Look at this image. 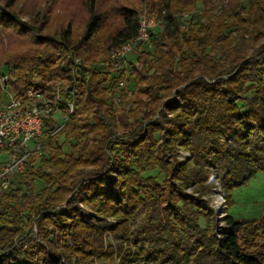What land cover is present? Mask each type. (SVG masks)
I'll list each match as a JSON object with an SVG mask.
<instances>
[{
    "label": "trees",
    "instance_id": "trees-1",
    "mask_svg": "<svg viewBox=\"0 0 264 264\" xmlns=\"http://www.w3.org/2000/svg\"><path fill=\"white\" fill-rule=\"evenodd\" d=\"M19 1L0 0V25L20 27L0 34V44L23 45L1 66L12 90L34 79L61 81L74 109L57 135L46 123L47 156L0 193V264H114L115 252L129 264H264V216L227 213L212 232L206 202L177 195L186 186L210 195L219 179L229 209L231 192L264 173V0L147 2L150 14L170 21L130 57L144 74L130 72L126 91L96 62L137 35L136 10H121L120 28L98 48L104 20L96 0H86L89 18L77 40L70 24L51 36L46 20L22 23ZM193 9L198 16L185 18ZM177 147L189 162L173 161ZM78 204L103 218L85 223Z\"/></svg>",
    "mask_w": 264,
    "mask_h": 264
},
{
    "label": "built area",
    "instance_id": "built-area-1",
    "mask_svg": "<svg viewBox=\"0 0 264 264\" xmlns=\"http://www.w3.org/2000/svg\"><path fill=\"white\" fill-rule=\"evenodd\" d=\"M169 21L164 12L156 16L143 8L138 14L137 35L97 62L102 73L116 78L118 91H126L129 73L138 70L139 63L130 61V57L149 44L151 32ZM73 109V96L69 98L63 92L61 81L38 82L16 92L10 86L8 75L0 74V193L8 190L13 177L25 173L32 160L47 156L46 123L56 124L49 136L57 135L65 128ZM219 199L217 211L225 207V201Z\"/></svg>",
    "mask_w": 264,
    "mask_h": 264
},
{
    "label": "rangeland",
    "instance_id": "rangeland-1",
    "mask_svg": "<svg viewBox=\"0 0 264 264\" xmlns=\"http://www.w3.org/2000/svg\"><path fill=\"white\" fill-rule=\"evenodd\" d=\"M157 0H96V9L97 13L100 14L102 20H104L102 28L97 33L94 38V43L98 46V48H103L105 44H107L109 38L120 28L121 20L119 16V12L123 9H134L138 13L145 8V4L147 2ZM16 13H19V20L22 23H28L30 20H46V28L45 34H50L51 36H57L58 33L65 29V27L70 24L73 31V38L75 40L79 39L83 28L89 18L88 9L86 7V0H20L18 5L14 8ZM193 13L195 16L199 14L195 9L190 11H183L185 13ZM165 16H167L165 14ZM198 16V15H197ZM168 17V16H167ZM13 28L5 29L4 23L0 25V34L9 35L11 32L15 31L14 25H11ZM17 29V30H18ZM14 33V32H13ZM11 36V35H10ZM27 37H22L23 40H26ZM12 39V38H10ZM22 39H18L17 37L15 41H21ZM3 42L0 44V74H5L6 69L1 67L2 64L17 55H20L23 50V45L17 46L16 43ZM13 44V45H12ZM25 49V48H24ZM104 57H99L97 62ZM96 62V63H97ZM139 64L138 71L144 74ZM41 82L38 79H34L32 84H37ZM132 82L128 83V89H131ZM117 102V104L115 103ZM115 110L117 111L120 107L118 100L114 101ZM223 140V139H220ZM161 146V142L159 143ZM65 150L67 148L65 147ZM160 151L163 152V149L160 148ZM191 159L190 153L182 147H177L174 153L173 161L176 164H185L189 162ZM167 161L172 162L170 157L167 156ZM216 170V169H214ZM150 176H154L158 183H162L164 176L156 171L150 172ZM215 176L212 175V178ZM38 183H35L34 190H38ZM177 195L183 196L187 200L195 199V204H199L200 202H206L207 209L213 211L214 214V225L211 229L212 232H215L218 228L224 226V219L226 214L228 213L230 216L235 218L236 220L250 221L259 219L261 216H264V173H258L254 175L252 178L246 181L242 186L235 188L230 194V206L227 208V203L225 202L223 207L217 211V203L221 202L219 198H222V188L219 182V179L215 181V188H213L212 193L210 195H201L195 191L194 187L186 186L180 188L177 192ZM225 201V200H224ZM78 208L81 210L82 219L85 223L96 224V222L103 218L101 215L92 212L90 209L85 206L78 204ZM106 222L115 227L117 225L116 221L112 218L106 219ZM200 226L204 227V223L200 220ZM107 237V236H106ZM106 241V240H105ZM261 240L257 239L253 242L255 244L259 243ZM109 242L114 245V249L119 244L118 241H114L112 237H109ZM108 249V242H105L103 248V254ZM101 262H104V258H99ZM97 264V262H96ZM114 264H129L128 262H123L122 255H118L115 252L114 255ZM136 264V263H134Z\"/></svg>",
    "mask_w": 264,
    "mask_h": 264
}]
</instances>
